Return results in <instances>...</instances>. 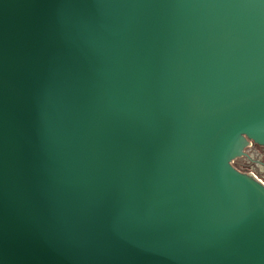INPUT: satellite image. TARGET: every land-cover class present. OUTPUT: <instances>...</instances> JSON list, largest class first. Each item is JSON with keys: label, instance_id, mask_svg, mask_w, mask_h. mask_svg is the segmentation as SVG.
I'll use <instances>...</instances> for the list:
<instances>
[{"label": "water", "instance_id": "95a60500", "mask_svg": "<svg viewBox=\"0 0 264 264\" xmlns=\"http://www.w3.org/2000/svg\"><path fill=\"white\" fill-rule=\"evenodd\" d=\"M264 0H0V264H264Z\"/></svg>", "mask_w": 264, "mask_h": 264}, {"label": "flooded vegetation", "instance_id": "af4514ba", "mask_svg": "<svg viewBox=\"0 0 264 264\" xmlns=\"http://www.w3.org/2000/svg\"><path fill=\"white\" fill-rule=\"evenodd\" d=\"M234 165L241 171L254 172L264 179V145L252 143L247 155L236 159Z\"/></svg>", "mask_w": 264, "mask_h": 264}, {"label": "rangeland", "instance_id": "374dc122", "mask_svg": "<svg viewBox=\"0 0 264 264\" xmlns=\"http://www.w3.org/2000/svg\"><path fill=\"white\" fill-rule=\"evenodd\" d=\"M259 176V175H258ZM260 177V176H259ZM261 178V177H260ZM262 180H264L263 178H262Z\"/></svg>", "mask_w": 264, "mask_h": 264}, {"label": "built area", "instance_id": "2783aa9c", "mask_svg": "<svg viewBox=\"0 0 264 264\" xmlns=\"http://www.w3.org/2000/svg\"><path fill=\"white\" fill-rule=\"evenodd\" d=\"M254 175H255V173L254 172H252Z\"/></svg>", "mask_w": 264, "mask_h": 264}]
</instances>
